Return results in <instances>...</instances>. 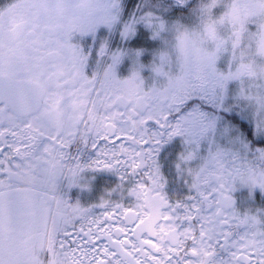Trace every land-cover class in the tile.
<instances>
[{"label": "snow or ice", "instance_id": "1", "mask_svg": "<svg viewBox=\"0 0 264 264\" xmlns=\"http://www.w3.org/2000/svg\"><path fill=\"white\" fill-rule=\"evenodd\" d=\"M210 7L13 0L0 8V21H24L22 48L0 39V216L5 201L38 192L41 226L66 264H264V207L241 210L232 195L241 179L264 198V171L255 169L264 167V95L239 105L244 91L231 82L251 69L243 57L235 71L217 65L225 39L205 52L185 30L174 57L164 50L181 21L203 22ZM117 34L125 45L159 43L147 86L144 49L113 48ZM240 38L233 29V58ZM125 58L132 67L121 78ZM89 149L95 159L82 162ZM86 169L120 178L89 207L69 203L60 184L88 187ZM0 264H16L2 238Z\"/></svg>", "mask_w": 264, "mask_h": 264}, {"label": "flooded vegetation", "instance_id": "2", "mask_svg": "<svg viewBox=\"0 0 264 264\" xmlns=\"http://www.w3.org/2000/svg\"><path fill=\"white\" fill-rule=\"evenodd\" d=\"M68 2L76 5L81 0H68ZM225 2L227 4L229 3L226 0ZM245 2L250 5H255L259 3V0H245ZM10 19H13L15 22H10ZM23 23L24 21L16 15L0 21V31H2L0 39L3 40L5 46L11 44L17 49L23 47V42L20 39ZM257 27V18L252 17L246 24L245 31L240 38V43H244L245 41L257 42L259 36ZM88 43L91 44V41H88ZM4 70H8L7 62H5ZM72 151H76L75 147L72 148ZM81 159L85 163L91 159H95V152L90 149L86 151L82 150ZM82 177L83 179L80 183L88 184V186L112 185L115 182L118 184L120 181L117 174L104 169H86L82 173ZM243 183V180L237 179L233 186L234 190L232 195L237 206L240 204V190L243 187ZM60 184L61 193H66V198L69 203L75 204L79 202L84 207L85 187L73 186L67 188V182L63 180H61ZM170 195H176V193H170ZM92 211L99 213L103 209L97 211L96 208H93ZM41 216V197L38 192H33L27 198L20 197L13 198L11 202L5 201V210L3 215L0 216V238H2L6 251L16 261V264H42L44 252H46L47 256L54 255L56 264H63L65 262L63 256L55 255L49 237L41 226ZM221 258L226 257L221 253L217 256V259Z\"/></svg>", "mask_w": 264, "mask_h": 264}, {"label": "rangeland", "instance_id": "3", "mask_svg": "<svg viewBox=\"0 0 264 264\" xmlns=\"http://www.w3.org/2000/svg\"><path fill=\"white\" fill-rule=\"evenodd\" d=\"M202 1L203 0H198L197 3H195L194 7H198L202 3ZM224 11H225V8H223V9L222 8H220V9L216 8L213 11L212 15L215 17V16H218L217 14H221ZM194 16L197 17V18H200L198 15H194ZM10 22L14 23L15 21L13 19H10ZM185 27L188 28L189 30H192V28H194V26L193 27L185 26ZM201 27H202V23L196 29V31H200ZM232 31H233V28L228 27V26H225L224 28H222L220 30V38L221 39L224 38L228 42L226 44V49L220 53L217 65L220 66V64H224V62H226L224 64L226 66L229 62H231L232 65H233V71H235V68L237 66H239V64L241 62V58H239V57H242L243 55L248 54L249 50H254L255 51L256 59L257 58H259V59L254 60L253 58L243 57V62L249 66V68L251 69V74H245L242 77L241 80L232 81L231 82L232 84H235L237 90L243 89V91H244V97L241 98V100L239 101V105L241 107H254L256 105L255 98L257 96H259V95H264V77L258 76L257 75V71H256V69L264 70V57H261V56L257 55L256 42H255L254 47L251 48V45H250L251 42H247L246 41V43H241L240 49L238 48V45H237L236 56H235V58H233L232 41L228 39L230 34L232 33ZM178 35H179V33H177V32H174V33L171 32L169 34V36L167 37V38L170 37L169 46L166 49H164L166 51H170L172 53L173 57L176 54L175 46L178 43V41H177ZM113 41H114V37H113V40L111 42V45H112ZM155 44H156V42H155ZM123 45L126 46L125 44H123ZM126 47H129V46H126ZM206 47H208L210 49L211 48H215V43H208V44H206ZM157 50H158V47H157ZM154 55L155 54H153L151 56V59L152 58L154 59ZM227 59L230 60V61H227ZM127 63H128V65L126 66ZM143 63L145 64L146 62H143ZM125 67L127 69V76H128L130 74V70H131L132 64H131V61L129 59H127V58H125V60L122 62V64L118 67L117 72H119L121 69H124ZM148 72H149L148 73V77H149L151 75L150 69H149ZM118 75L121 78H124L119 73H118ZM142 75L144 76L143 72H142ZM148 77H147V81L148 82H146V79H145V83L150 84L151 80L148 79ZM247 97H251V99H247ZM116 185H117V182H115L114 184H112L110 186L102 188V190L97 193L99 195L98 197L94 196L92 194V190L89 189L87 192H85L86 193V196H85L86 198L83 201L84 202V207H89L91 205H98L100 203L101 198L109 194V192L107 190H110V189L114 188ZM246 187L248 188V191L246 193H241L240 194V204H239L238 207H240L241 210L245 209L246 211H249L252 208L251 207L252 202L255 201L257 196L254 199H248L249 193H254V191L252 190V187L250 186L249 183H246ZM243 188H245V187H243ZM111 195H112L113 199H117L119 197V193H111ZM96 209L98 211L100 208L97 207ZM55 259L56 258H54V255L53 256H51V255L47 256L46 252H44L43 257H42V264H56ZM63 264H66V262H64Z\"/></svg>", "mask_w": 264, "mask_h": 264}, {"label": "clouds", "instance_id": "4", "mask_svg": "<svg viewBox=\"0 0 264 264\" xmlns=\"http://www.w3.org/2000/svg\"><path fill=\"white\" fill-rule=\"evenodd\" d=\"M204 3L210 4L205 19L202 22L200 31L189 30L184 27L177 37L179 43L180 39L184 38L185 30L195 39L198 46L205 52L215 51V48H208L206 44L214 43L220 38V30L225 26L233 28L238 31L240 35L245 31L246 24L252 17L257 18L259 36L256 42L257 55L264 57V0H259L258 4L250 5L245 0H230L226 5V9L219 16H213L214 9L219 5L221 0H203ZM257 75L264 77V70L256 69Z\"/></svg>", "mask_w": 264, "mask_h": 264}, {"label": "trees", "instance_id": "5", "mask_svg": "<svg viewBox=\"0 0 264 264\" xmlns=\"http://www.w3.org/2000/svg\"><path fill=\"white\" fill-rule=\"evenodd\" d=\"M11 1L12 0H0V8L4 7L7 3L11 2ZM200 20H201V18H197V17L193 16V17H190V18H186L184 21H181L180 23H182L183 26L185 27V26H188V25L189 26L194 25V24H196ZM155 42L151 38H149V40L147 41V43L137 44V45L127 44L126 46H129L131 48H137V47H139V48L144 49L143 54L141 56V58H142L141 59V62L143 63V62H145V60H148L149 63H152L153 58L151 59V56L153 54H155V51H156L155 48H156L157 45H159L158 42H156L157 45L155 44ZM122 43L123 42H121L120 40H118V42L116 43V46H117V44H120L121 46H124ZM126 46H124V47H126ZM227 61H230V60L227 59ZM127 65H128V63L126 64V66ZM118 73L122 77L127 76V69H126V67L124 69H121ZM260 167L259 168L255 167L256 171H264V167H262V168H260ZM245 189L247 190L248 188L246 187ZM256 203H257L256 204V208H258V207H264V198H262L259 195H257Z\"/></svg>", "mask_w": 264, "mask_h": 264}]
</instances>
